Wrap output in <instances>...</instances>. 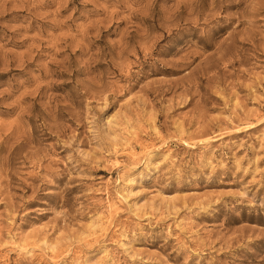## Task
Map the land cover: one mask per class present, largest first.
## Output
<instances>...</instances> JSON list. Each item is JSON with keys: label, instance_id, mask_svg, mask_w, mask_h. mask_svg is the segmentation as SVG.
<instances>
[{"label": "rangeland", "instance_id": "rangeland-1", "mask_svg": "<svg viewBox=\"0 0 264 264\" xmlns=\"http://www.w3.org/2000/svg\"><path fill=\"white\" fill-rule=\"evenodd\" d=\"M0 264H264V0H0Z\"/></svg>", "mask_w": 264, "mask_h": 264}]
</instances>
